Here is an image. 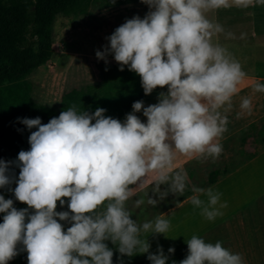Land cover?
<instances>
[{
    "label": "clouds",
    "instance_id": "1",
    "mask_svg": "<svg viewBox=\"0 0 264 264\" xmlns=\"http://www.w3.org/2000/svg\"><path fill=\"white\" fill-rule=\"evenodd\" d=\"M141 2L150 11L117 27L107 37V52L121 71L127 66L140 77L145 95L165 86L167 93H160L159 102L147 107L143 101L134 102L123 122L105 116L103 108L89 114L75 106L46 124L39 117L17 118L28 129L36 128L28 137L30 149L18 153L20 170L12 190L15 199L28 207L18 210L12 199L0 195L4 213L0 264L19 254L18 245L27 253V264H113L114 253L105 243L109 240L122 256L148 253L147 235L141 238V234H165L170 221L157 217L154 224H137L126 207L132 196L130 185L155 171L157 191L160 184L170 182V191L182 194L186 174H172L177 154L218 158L222 153L219 139L227 131L228 119L220 109L231 107L246 73L225 48L212 42L223 29L206 13L231 7L229 0ZM251 2L234 0L244 7ZM96 55L105 59L106 53ZM254 91L264 92V84L256 83ZM240 107L250 113V98H243ZM141 111L146 122L135 115ZM9 164L0 160V188L12 183ZM193 192L191 203L208 220L222 215L216 208L221 193L195 187ZM200 195L207 196V202ZM64 198L69 210L56 211L57 202L65 205ZM142 203L143 199L136 201L137 206ZM148 203L155 206L157 201L149 198ZM60 221L71 226L65 230ZM186 243L188 254L179 264H243L241 255L220 241L208 243L193 235ZM147 258L152 264L168 260L159 247Z\"/></svg>",
    "mask_w": 264,
    "mask_h": 264
},
{
    "label": "crops",
    "instance_id": "2",
    "mask_svg": "<svg viewBox=\"0 0 264 264\" xmlns=\"http://www.w3.org/2000/svg\"><path fill=\"white\" fill-rule=\"evenodd\" d=\"M229 3L231 7L210 10L206 13L210 21L219 24L223 29L213 35L212 42L225 48L231 57L241 64L242 70L246 73L244 80L238 86V93L232 98L231 107L228 108L226 104L220 109L222 115H226L228 119L227 131L219 139L221 144L248 125L264 122V92L254 91L256 83L264 84V3L252 0L247 7L236 5L234 0H229ZM131 5H134L139 12L147 6L141 0L108 6L105 8L106 11L101 12L94 6L90 9L92 12L90 18L94 26L96 20L101 22L105 20L102 27H106L105 34L109 37L117 27L132 18L135 11L130 12ZM52 46L54 48V43ZM55 51L54 49L50 61L36 68L37 71L29 79L32 83L31 92L32 90L35 92L37 88V93L41 94V99H45L46 106L57 102L56 94L59 90L61 64L54 60ZM52 62L55 63V70L47 72ZM61 94L58 103H61ZM243 98L251 100L250 113L240 107ZM141 121L146 122L145 119ZM196 156L177 154L172 174L184 169ZM222 169H226L227 172L220 175L215 182L201 187L222 194L216 205L222 215L213 220H208L202 215V209L195 207L189 199L196 194L193 190L175 204H169L164 200V196L161 197L163 191L160 188L166 183L160 184L157 191L158 173L150 171L137 184L130 185L132 196L129 201L132 204L129 208L135 213L133 217L140 219V221L135 220L137 224L142 225L149 221L154 224L157 217H162L170 221L169 230L165 234L142 233L141 238L147 235L149 252L136 253L131 257L122 256L118 246L112 244L110 240L105 243L124 259L149 260L148 255L157 254L158 247L163 249L165 256L171 254L168 252L169 248H174L175 251L181 250L187 256L186 242L196 235L208 243L214 244L220 241L222 246L233 254H240L243 264H264V144L239 165ZM149 198L156 200L157 204L162 203V206L154 211L155 207L148 203ZM199 198L207 202V196L200 195ZM141 199L144 203L137 206L136 201ZM225 203L226 207H220ZM149 211L152 212L147 217ZM13 262L12 259L7 264Z\"/></svg>",
    "mask_w": 264,
    "mask_h": 264
},
{
    "label": "trees",
    "instance_id": "3",
    "mask_svg": "<svg viewBox=\"0 0 264 264\" xmlns=\"http://www.w3.org/2000/svg\"><path fill=\"white\" fill-rule=\"evenodd\" d=\"M137 0H0V160L10 162L8 175L12 183L0 188V195L12 199L15 208L28 206L15 199V180L19 176L18 153L29 150L28 137L36 128L28 129L17 118H36L46 124L58 117L62 111L75 106L78 112L89 114L97 108L105 109V116L120 119L132 109V104L142 101L144 94L141 79L127 66L120 70L119 64H107L101 70V81L85 88H72L61 96L59 109L35 101L31 97L32 83L28 76L40 65L47 63L53 54V24L59 14H86L91 6L103 3L107 6L122 5ZM167 90L157 87L153 91ZM152 91V92H153ZM93 123L95 121H92ZM226 169H212L206 183L211 184L225 174ZM65 205L57 202L56 211H68ZM33 210L29 209V213ZM4 213H0V223ZM65 230L70 227L67 221H60ZM15 264H27V253L23 245H18ZM113 264H152L150 260L124 259L113 252ZM167 264H179L186 254L177 250L167 255Z\"/></svg>",
    "mask_w": 264,
    "mask_h": 264
},
{
    "label": "rangeland",
    "instance_id": "4",
    "mask_svg": "<svg viewBox=\"0 0 264 264\" xmlns=\"http://www.w3.org/2000/svg\"><path fill=\"white\" fill-rule=\"evenodd\" d=\"M98 8L99 12L106 11L108 6L103 3H96L92 7ZM142 11H136L134 5L130 6V12H134L133 16H139L144 18L145 15L150 11L149 6H144ZM89 9L86 14H70L64 15L59 14L53 24V43L55 49L54 60L56 63H60L61 77L59 78V90L57 91L56 101L47 106L54 109H59V94H63L72 88H85L90 84H98L101 81V70L103 66L107 64H118L113 57V54L107 52L109 48V43L107 40L106 27H102L105 24V20H96L95 26L93 20L90 18L91 10ZM96 10V9H95ZM94 10V11H95ZM97 12V11H95ZM105 15V12H104ZM132 16V17H133ZM105 17V16H104ZM131 19V18H130ZM98 21V22H97ZM103 23V24H102ZM53 47V46H52ZM60 49V52L57 50ZM105 52V59H98L96 53ZM57 53V54H56ZM48 70H55V63L52 62L47 68ZM37 71L34 70L28 79ZM167 93V90H157L148 94L142 101L144 106L156 104L159 102L160 93ZM61 94V95H62ZM31 96L34 100L39 103L46 104L45 99H41V94L37 93V88L35 92H31ZM132 109L126 112L120 121L123 122L126 115L132 113ZM141 120H146L143 116V112L135 113ZM264 144V122H257L248 125L246 128L240 130L235 136L229 137L224 143H222V153L218 158H213L210 156H196L186 167L177 172H183L186 174V187L184 192L181 194L179 192L170 191V182L161 186L160 190L164 195V200L169 204H175L182 198L188 195L193 188H201L206 183V177L208 171L212 168H233L244 160L252 156L258 148ZM168 184V185H167ZM160 191V192H161ZM132 202L129 200L126 202L127 209L131 212V218L133 220L140 221L139 218L133 217V209L129 208ZM159 203L155 206L154 211L159 209L162 205ZM164 204V202H163ZM152 212V211H151ZM150 211L147 213V217L151 214ZM139 214V213H136ZM143 215V214H142ZM14 260V259H13ZM15 260L13 264H15Z\"/></svg>",
    "mask_w": 264,
    "mask_h": 264
}]
</instances>
